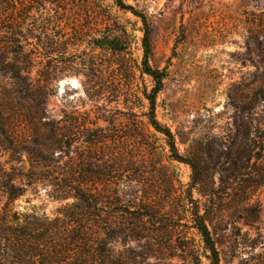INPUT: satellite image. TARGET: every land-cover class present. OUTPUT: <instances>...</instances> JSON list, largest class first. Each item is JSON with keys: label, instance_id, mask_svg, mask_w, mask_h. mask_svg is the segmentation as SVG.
Wrapping results in <instances>:
<instances>
[{"label": "rangeland", "instance_id": "rangeland-1", "mask_svg": "<svg viewBox=\"0 0 264 264\" xmlns=\"http://www.w3.org/2000/svg\"><path fill=\"white\" fill-rule=\"evenodd\" d=\"M25 1L33 8L34 36L25 42L35 59L32 87L21 93L0 73V109L15 135L48 161L37 178H24L13 208L49 221L63 217V207L75 201L70 187L80 181L102 205L93 219L66 220L75 230L78 224L99 230L95 246L102 253L103 242L112 264H195L197 258L208 264L196 211L221 264H264V157H249L253 140L264 138V36L249 29L261 0H126L148 15L150 63L167 74L157 118L194 167L173 159L145 116L143 90L152 82L137 68L143 32L135 15L111 0ZM107 9L136 35L125 55L129 68L115 58L101 61L106 56L95 47ZM22 109L34 116L36 134L18 117ZM256 145L264 155V142ZM19 157L27 171L28 155ZM61 187L66 198L57 196ZM83 247L78 240L76 253Z\"/></svg>", "mask_w": 264, "mask_h": 264}, {"label": "trees", "instance_id": "trees-1", "mask_svg": "<svg viewBox=\"0 0 264 264\" xmlns=\"http://www.w3.org/2000/svg\"><path fill=\"white\" fill-rule=\"evenodd\" d=\"M48 1L55 4L61 3L63 0ZM111 1L112 7L123 12H130L142 22L143 54L137 68L152 82V87L149 89L145 87L143 90V98L148 102L145 116L149 125L164 135L173 159L193 165L189 159L180 154L171 129L157 118V97L163 89L167 74L163 69L155 68L150 63L153 52V32L149 17L126 0ZM16 2L21 6L17 7ZM261 2L263 7L260 15L258 19L252 21L249 29H256L259 34L264 36V0ZM30 4L31 2L25 0H15L13 3L0 2V73L12 78L20 88L18 91L24 94H28L32 87L29 74L35 61L33 53L26 50L25 47V42L34 36L33 28L29 22L32 20L33 12ZM42 7L45 8L43 4ZM101 17V27L94 39L95 47L100 49L102 56H106L101 61L108 62L115 58L121 62L123 69L129 68L130 65L127 63L125 55L131 50L132 42L136 37L134 31L129 30L126 24L121 23L118 15L116 16L109 9L101 11ZM45 50V53H50L46 48ZM18 117L21 118L25 126H33L32 131L36 134L38 128L33 115L25 113L22 109ZM38 121L41 122V118ZM42 126H47V123ZM26 142V138L19 139L11 130L10 121L5 118L3 109H0V264H112L108 262L109 255L104 253L103 242L99 243L102 253H98L95 246V244L98 245L96 241H99L97 238L99 230L94 231L87 224H78L79 228L75 230L77 225L66 220V217H69L78 219L77 222H80L82 216L86 219H91L90 217L93 216V219L98 216L96 212L102 205L103 200L96 193L81 186L80 181H77L79 182L77 187H70V196L75 201L63 207L61 211L63 217L49 221L34 214L20 213L13 208V202L25 192L27 183L23 182L24 178L27 180L37 178L38 170L42 172L48 161L47 156L39 148L31 147ZM262 142H264V138L260 136L259 141L253 140L249 157H264L262 149H257L256 145ZM34 143L46 150L49 148L46 142L36 137ZM1 151L9 152V159L2 160ZM21 153L28 155L30 167L27 171L24 167L18 166L22 162L19 157ZM59 194L58 198H66L69 194L67 187H61ZM89 212L90 215L87 214ZM194 214V227L202 236L208 264H221L219 250L204 216L198 215L197 211ZM110 231V228L106 229L107 233ZM77 236L79 237L77 238ZM78 240L84 245L80 253H76L74 248ZM74 253L76 254L74 255ZM195 264L203 263L197 258Z\"/></svg>", "mask_w": 264, "mask_h": 264}]
</instances>
